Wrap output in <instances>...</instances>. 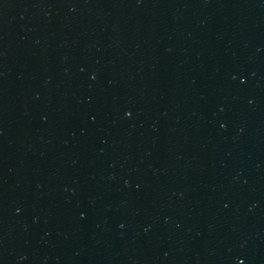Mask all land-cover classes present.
Returning a JSON list of instances; mask_svg holds the SVG:
<instances>
[{
	"label": "water",
	"instance_id": "obj_1",
	"mask_svg": "<svg viewBox=\"0 0 264 264\" xmlns=\"http://www.w3.org/2000/svg\"><path fill=\"white\" fill-rule=\"evenodd\" d=\"M0 264H264V0H0Z\"/></svg>",
	"mask_w": 264,
	"mask_h": 264
}]
</instances>
